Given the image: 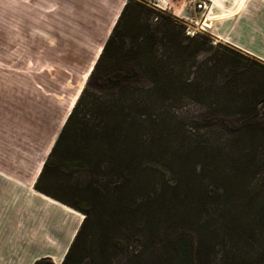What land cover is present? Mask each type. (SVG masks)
<instances>
[{"label": "trees", "instance_id": "trees-1", "mask_svg": "<svg viewBox=\"0 0 264 264\" xmlns=\"http://www.w3.org/2000/svg\"><path fill=\"white\" fill-rule=\"evenodd\" d=\"M210 42L125 3L34 184L82 216L60 264H264V75Z\"/></svg>", "mask_w": 264, "mask_h": 264}, {"label": "crops", "instance_id": "crops-1", "mask_svg": "<svg viewBox=\"0 0 264 264\" xmlns=\"http://www.w3.org/2000/svg\"><path fill=\"white\" fill-rule=\"evenodd\" d=\"M125 3L126 0H0V64L5 63L11 74L74 75L78 92L68 116ZM202 12L213 38L264 63V0H209ZM57 88H67V83ZM45 159L31 179L23 173L11 176L0 165V249L10 253L21 221L30 230L35 227L36 222H26L28 217L36 219L37 225L54 218L52 221L59 225L68 213L76 220L72 233L67 240L59 234L45 240L63 245L57 258L45 252L19 262L21 257L10 254V260L0 258V264H33L41 258L59 264L81 224V214L34 189ZM30 241L37 239L30 237Z\"/></svg>", "mask_w": 264, "mask_h": 264}, {"label": "rangeland", "instance_id": "rangeland-1", "mask_svg": "<svg viewBox=\"0 0 264 264\" xmlns=\"http://www.w3.org/2000/svg\"><path fill=\"white\" fill-rule=\"evenodd\" d=\"M130 1L143 3L155 10L171 15L182 23L185 29L188 27L190 32L208 35L213 48L222 46L236 50L213 38L209 34V30L201 32L200 26L204 20V14L195 9L191 0H126V2ZM154 4L159 5L161 9L155 8ZM206 4H209V0ZM243 55L247 57L249 65L256 69L259 74L264 75L263 62ZM73 76L52 73L45 75L11 74L8 72L5 63L0 64V165L3 167L2 171L11 176H21L23 173L26 178L31 179L33 177L39 163L46 158L53 146L65 122L64 120L67 118L66 114L73 98L78 92V88H76L78 85ZM26 78H28L27 81ZM62 82L67 83V88H57ZM37 85L44 86V88H38ZM223 166L227 169L232 167L229 159L223 163ZM233 181L232 178H226L221 185L228 190L231 189L232 184L230 183ZM238 193L235 192L232 197L226 199L229 206L234 204L235 199L241 197ZM52 220L44 225L39 223L38 226L36 219L28 217L26 220L28 224L36 222L35 227L31 230L24 227L23 221H21L17 229L16 241L11 246L10 253L8 249L2 248L0 249V258L8 257L10 260V254H16L21 257L19 262H24L22 258L26 260L37 258L45 252L51 253L57 258V254L63 245L47 243L45 240H52L53 234H59L67 240L72 233L76 220L73 215L68 213L64 215L63 223H59V225ZM30 237L37 239V241L31 242ZM0 246H3L1 241ZM5 254L6 256H4Z\"/></svg>", "mask_w": 264, "mask_h": 264}, {"label": "built area", "instance_id": "built-area-1", "mask_svg": "<svg viewBox=\"0 0 264 264\" xmlns=\"http://www.w3.org/2000/svg\"><path fill=\"white\" fill-rule=\"evenodd\" d=\"M191 2L194 4L195 9L199 10V11H205L207 9V0H191ZM155 8L161 9V7L157 4L153 5ZM206 19L204 18L203 22H201V26H200V30H202L201 32H206L208 29L206 27H203V23ZM186 34L189 36H193L196 33H200V32H190L189 28L187 27V29H185Z\"/></svg>", "mask_w": 264, "mask_h": 264}, {"label": "bare ground", "instance_id": "bare-ground-1", "mask_svg": "<svg viewBox=\"0 0 264 264\" xmlns=\"http://www.w3.org/2000/svg\"><path fill=\"white\" fill-rule=\"evenodd\" d=\"M203 27H206L208 29V25H207V21L206 20L203 23ZM57 262H59V261H57Z\"/></svg>", "mask_w": 264, "mask_h": 264}]
</instances>
